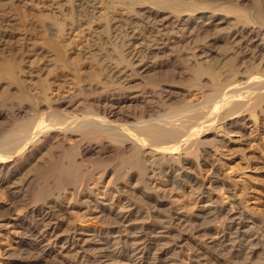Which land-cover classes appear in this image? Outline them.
Here are the masks:
<instances>
[{
	"label": "bare ground",
	"instance_id": "6f19581e",
	"mask_svg": "<svg viewBox=\"0 0 264 264\" xmlns=\"http://www.w3.org/2000/svg\"><path fill=\"white\" fill-rule=\"evenodd\" d=\"M61 1L62 21L48 14L58 34L69 21L92 31L90 14L105 7L101 36L76 37L92 41L90 73L105 87L83 85L75 99L90 94L79 102L56 99L33 112L0 109V264H264V217L235 198L234 182L210 160L232 136L245 141V119L264 113V2ZM224 24L225 34L204 40ZM135 28L147 41L129 35ZM168 57L171 83L127 92L126 78L156 80ZM94 160L106 164L97 178L86 167ZM109 175L111 202L84 192ZM202 195L210 204L190 210Z\"/></svg>",
	"mask_w": 264,
	"mask_h": 264
},
{
	"label": "rangeland",
	"instance_id": "374dc122",
	"mask_svg": "<svg viewBox=\"0 0 264 264\" xmlns=\"http://www.w3.org/2000/svg\"><path fill=\"white\" fill-rule=\"evenodd\" d=\"M234 1L235 0H233L232 2L231 0V2L228 1L225 4L232 5L235 4ZM259 1H261L262 3L264 2V0H259ZM252 5L253 3L251 1H248L246 6H242L244 8L242 9L244 10V13L247 10L246 15L253 22L252 11H254L255 5L253 6ZM97 6L98 5L95 6L96 8L93 11V15L90 14V17L94 22V24L91 25V28H93L91 29L92 31L88 30L87 24L77 25L74 23L72 27L71 24L72 21H69V24L71 26L68 24V22L67 23L63 22L65 23L62 30L63 32L61 31L62 33L60 32L59 35L56 32V28H54V26L51 24V20L49 19L48 16L50 15L51 12H54L57 16L59 14L58 19L62 21L63 16L60 15L61 12H65L66 10H68L69 5H67V3L61 0H53V1L52 0H0V72H1L0 73V105H1L0 109H2L6 114L9 113L10 115L11 114L10 112H12L14 105L17 106L19 104L20 105L22 104L23 106L28 107V109H30L31 112H33L38 110V107L41 103L45 104L48 107H50V105L53 106L54 100L56 99L74 98L73 100L75 101L77 100L76 102H79L81 98L83 99L86 98L84 94H90L89 91L88 92L86 91V93H82V95L80 93L79 94L80 96H76L75 99V94L78 93L77 91H79L83 85L84 87H89V85H94L97 83L99 87H105L100 77H99L100 80H95V78H93L91 74L92 71L90 69V62H89L91 57L87 53L88 51L90 52L92 51L91 49L93 47L92 48L89 47L90 45H92V41L91 42L87 41L80 44V42L76 39V37L82 33L80 32L82 30H84L83 32L85 31L91 32L92 33L91 35H93V39H95L94 37L101 36L100 35L102 34L101 27L103 26L105 22L104 19L107 17L108 14H105L107 12L105 7H103L102 5L101 6L99 5L98 7ZM260 10L264 12V8L261 7ZM248 12L251 14H249ZM103 13L105 14V16ZM126 16H122L123 18L121 17V19H125L124 17ZM117 23L116 24L118 26L122 25L123 27H125L124 22L120 21ZM228 26L231 27L230 25ZM228 26L227 24H224L218 26L217 28L211 29L209 32H206L207 34L204 35L205 38L204 40H210L215 35L225 34L224 32H227L226 29L229 28ZM133 31L134 32L132 34V31L129 29L128 30L129 35L131 34L134 35V38L147 41V39L144 40L145 35L142 36L140 35V33L139 34L137 33L138 31L137 28H135V30ZM111 38L112 39L110 40L116 43L114 37ZM61 51L64 53H62ZM221 51L223 52L222 48L220 49V52ZM77 52L80 54L85 52L86 55L84 57H87L88 55L89 58L85 59L83 57L82 59V55L78 57L79 55H77ZM75 53L77 56L75 55ZM179 55L183 59L182 63L184 62L187 63L185 59L187 58L186 48L184 49L183 45L179 49ZM72 56L75 57L73 58ZM76 58H80V60ZM217 58L220 59V57L218 56ZM58 59L59 60L61 59L60 62ZM65 59H67V61ZM72 59H75L77 62H74L75 60ZM166 59L168 61L165 60L164 62L167 64V67L160 70L156 80L154 78L153 81L151 80L150 82H148L149 84L145 82V84L142 83L140 85H135L132 83V81L129 82L130 78H126L127 81H124L123 85L127 87L126 89L127 92H134L135 90L142 88L141 86H145L146 84L156 85L157 82L159 83L160 81L163 83L165 82L171 83L170 82L171 79L170 77H168L170 74V70L172 69V63H170L169 61V59L171 58L168 57ZM51 60L53 61L51 62ZM207 61L208 60L203 59L200 62L206 65ZM224 61L221 64L222 66L225 65ZM60 64L63 67L59 66ZM221 65L219 66V68L221 67L222 69ZM60 68L63 69L61 70ZM223 69L221 71H223ZM88 75L90 79L88 78ZM74 91L76 93H74ZM41 110L44 111L45 109L42 108ZM263 114L261 115L259 114L260 118L255 122L251 120L252 118L247 117L245 119L242 127H243V131L248 135L247 137L249 138L245 140L247 143L245 141L238 139L236 136H232L233 139H229L228 137L226 139H229V141L226 142L225 146H222L223 149L221 148L222 153H225V155L220 154L219 152L216 151L210 156V160H212L213 162L215 161L219 167L221 166L220 171H222V175L228 176L230 178V181L232 180L234 182V187L232 188L231 193L235 196V198L242 199L244 205L248 209L254 211L256 214L262 217H264V115ZM58 152L59 151L52 150L49 152V154L52 155V158L58 159L60 158L61 155V153L58 154ZM111 159L109 158L108 161H105L107 163L109 162L107 164L109 166L115 165L114 159H112L113 162ZM97 161L98 160H94L95 164H93L92 162L90 163L87 162L88 166L86 165L87 168L90 166L88 170L94 171L95 169L94 177L96 178L97 176L102 174L103 169L106 167V164H104L105 162L101 164V163H97ZM91 165L93 168H91ZM109 177L110 175L107 176L106 178L103 177L104 179L103 178H102L103 180L101 179L102 182L99 183L100 185L99 184L94 185V183L90 182L87 188H92L93 191H91L90 193V190H87V188H85L86 190L84 189L85 190L84 192H86L89 196H91V198H95L98 201H105L107 203L111 202L112 197L115 195V193L112 190V188H110L107 184L109 183L108 182L110 179ZM105 185L108 188L107 190ZM207 186L208 185H206V187ZM33 188L34 187H31V190ZM150 188L154 189L155 184L152 183ZM190 191H192V188L190 189V187H185L184 190L182 189V194H184V196H182L183 198H181L182 202L183 201L185 202L186 200L185 195H187V193H189ZM96 193H98V195L94 197ZM198 200H199L197 203L198 206L193 207V209L190 210L198 211L200 210L201 207L206 208L210 204L206 201V195L199 196ZM191 206L189 207L192 208ZM184 210L186 211L187 209Z\"/></svg>",
	"mask_w": 264,
	"mask_h": 264
}]
</instances>
